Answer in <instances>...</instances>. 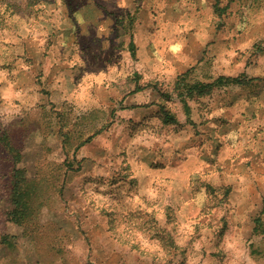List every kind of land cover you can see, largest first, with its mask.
Segmentation results:
<instances>
[{
	"label": "rangeland",
	"instance_id": "1",
	"mask_svg": "<svg viewBox=\"0 0 264 264\" xmlns=\"http://www.w3.org/2000/svg\"><path fill=\"white\" fill-rule=\"evenodd\" d=\"M169 4L0 0V264H264V0Z\"/></svg>",
	"mask_w": 264,
	"mask_h": 264
},
{
	"label": "trees",
	"instance_id": "2",
	"mask_svg": "<svg viewBox=\"0 0 264 264\" xmlns=\"http://www.w3.org/2000/svg\"><path fill=\"white\" fill-rule=\"evenodd\" d=\"M233 80H239L238 78H234ZM213 85V84H212ZM207 86L209 88L210 84L208 83H200V85L196 87H190L191 90L193 88L199 89V92H206ZM167 117L166 120H170ZM20 155L16 156V161L20 160ZM13 189H14V201H16V207L12 210V216L17 218L19 215L21 217L26 216V209L29 206L28 197L31 196L32 192L30 191V188L28 187V179L25 174V170L23 168L15 166V175L13 177Z\"/></svg>",
	"mask_w": 264,
	"mask_h": 264
},
{
	"label": "crops",
	"instance_id": "3",
	"mask_svg": "<svg viewBox=\"0 0 264 264\" xmlns=\"http://www.w3.org/2000/svg\"><path fill=\"white\" fill-rule=\"evenodd\" d=\"M119 2H122V0H118ZM156 1H158V2H162V4H163V6H160L161 8H159V9H156V10H150V11H152L151 13L154 15V16H156V17H158V18H163V17H167L166 15L168 14V13H171V11L170 10H166L165 9V7H166V5L168 4V3H170L169 5L171 6L172 4H171V2H174V3H176V2H179V0H143V2H145V3H151V2H156ZM182 1V0H181ZM174 6V8H175V4L173 5ZM183 6H185V4H183ZM175 13L176 12H179L178 14L180 15L181 14V12L183 13V14H190L189 13V11L187 10V9H179V11L178 10H176V11H174ZM160 23V22H159ZM181 25L183 24V22H181L180 23ZM176 29H178V27L176 26ZM192 31H186L185 29H182L181 28V30L178 32V34H179V36L181 37V40H182V43H181V45H180V47H179V52L177 53V57L179 58V60H180V62H182L183 63V65L184 66H188L189 65V61L190 60H192L193 59V54H196V52H197V47H195V46H193V44H192V42H189V43H187L186 41H187V33H189V35H191V39H193L194 37H192V33H191ZM194 33H196V32H194ZM196 37V36H195ZM190 39V36H189V40H191ZM196 51V52H195ZM189 67V66H188ZM263 146H264V144H262ZM260 154H261V157H264V154L262 153V152H260Z\"/></svg>",
	"mask_w": 264,
	"mask_h": 264
}]
</instances>
